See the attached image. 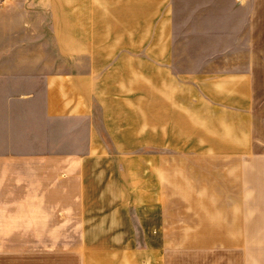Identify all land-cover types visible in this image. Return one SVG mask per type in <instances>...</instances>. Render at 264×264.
Listing matches in <instances>:
<instances>
[{
    "label": "crops",
    "instance_id": "1",
    "mask_svg": "<svg viewBox=\"0 0 264 264\" xmlns=\"http://www.w3.org/2000/svg\"><path fill=\"white\" fill-rule=\"evenodd\" d=\"M230 1L249 13L236 41L246 37L249 50L226 57L234 68L187 71L175 64L174 0H2L0 203L17 202V188L34 189L28 195L38 199L24 202H75L90 162L114 155L122 205L165 212L155 190L161 171L179 189L187 179L211 188L210 215L201 212L197 227L225 238L211 239L216 259L194 264H264V0ZM204 132L210 152L195 153V166L161 169L154 151L138 154L140 140L165 149ZM136 173L146 174L140 196ZM98 248L104 256L83 264H167L163 246Z\"/></svg>",
    "mask_w": 264,
    "mask_h": 264
},
{
    "label": "rangeland",
    "instance_id": "2",
    "mask_svg": "<svg viewBox=\"0 0 264 264\" xmlns=\"http://www.w3.org/2000/svg\"><path fill=\"white\" fill-rule=\"evenodd\" d=\"M174 5L177 25L174 57L178 67L187 71L203 68L224 71L239 63L226 59L228 55L249 50L246 37L242 43H236L248 28L246 8L232 5L230 0H174ZM180 24H186V29L179 27ZM258 79L264 83V76ZM203 95V116L206 118L211 114V103L208 96ZM258 96L264 101V92ZM209 135L204 132L202 140L188 138L184 145L176 143L165 149L157 143L152 148L145 140H140L139 143L144 144L140 145L138 154L141 159L142 154L154 151L156 164H160L161 169L175 160L195 166L196 157H200L195 153L210 152L211 140L206 138ZM106 143L108 147L111 145L109 140ZM163 152L165 156L160 155ZM211 157L203 155L208 161ZM89 167L83 189L85 195L83 198L76 195L75 202H24L38 199L28 195L34 189H11L15 192L12 199L17 202L0 203V264H83V260L94 261L104 256L105 248L100 251L98 247L142 248L148 244L165 247L167 264H194L196 259L217 258L212 257L211 239L225 236L216 231L213 235L212 231L198 230L196 220L201 212L204 216L210 215L205 209L209 203L205 202L211 200V188L199 187L200 182L196 184L187 179L179 189L168 180L167 172L161 171L160 186L155 190L160 192L158 199L161 197L164 201L165 212L161 204L149 208L122 205L117 194L120 170L117 158L111 155L94 160ZM184 174L179 173L187 178ZM134 180V193L140 196L148 189L146 174L136 173ZM197 200L204 202L200 204L201 211L192 206ZM84 244H90V248H85ZM200 244L202 248H196L195 245ZM139 259L147 261L143 255Z\"/></svg>",
    "mask_w": 264,
    "mask_h": 264
},
{
    "label": "built area",
    "instance_id": "3",
    "mask_svg": "<svg viewBox=\"0 0 264 264\" xmlns=\"http://www.w3.org/2000/svg\"><path fill=\"white\" fill-rule=\"evenodd\" d=\"M0 3H2V0H0Z\"/></svg>",
    "mask_w": 264,
    "mask_h": 264
}]
</instances>
